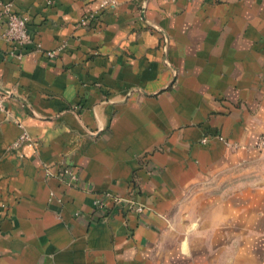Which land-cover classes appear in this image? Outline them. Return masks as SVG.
<instances>
[{"label": "crops", "instance_id": "obj_1", "mask_svg": "<svg viewBox=\"0 0 264 264\" xmlns=\"http://www.w3.org/2000/svg\"><path fill=\"white\" fill-rule=\"evenodd\" d=\"M99 1L0 0V264H264V0Z\"/></svg>", "mask_w": 264, "mask_h": 264}, {"label": "built area", "instance_id": "obj_2", "mask_svg": "<svg viewBox=\"0 0 264 264\" xmlns=\"http://www.w3.org/2000/svg\"><path fill=\"white\" fill-rule=\"evenodd\" d=\"M114 5L113 0H100L99 1V11H107L110 10ZM0 11L3 16L4 21V28L0 35V37L6 42L10 44V49L8 51V54L13 56L15 60H19L21 57V48L22 46L28 42L30 35L27 30L26 24H27V16L24 13H18L14 12L12 10V4L11 3H0ZM90 19L95 18V13L90 14ZM86 22V18H80L79 23L84 24ZM45 55L47 57L53 56V52H45ZM5 96L0 94V111L7 112V109L4 105ZM20 140L26 141L27 138L25 135H21L19 137ZM209 140L208 136H203L200 139L201 144H205ZM17 143L14 142L13 145H16ZM256 149L259 152H264V134H260L257 138ZM57 179L69 186H75L76 182H78V177L76 173L72 170L70 166H68L65 163H60L57 173H56ZM53 196L52 193H49V199ZM108 198L107 194L100 193L95 196L92 200V207L95 211L100 212L103 214L105 211V200ZM113 205L118 204H124V206L130 207L132 204L131 200H123L120 198L112 197L110 198ZM134 210L137 212H140L142 208L140 206H135ZM104 215V214H103ZM106 216V215H105Z\"/></svg>", "mask_w": 264, "mask_h": 264}, {"label": "water", "instance_id": "obj_3", "mask_svg": "<svg viewBox=\"0 0 264 264\" xmlns=\"http://www.w3.org/2000/svg\"><path fill=\"white\" fill-rule=\"evenodd\" d=\"M0 94L4 95V96H7L8 95V92L2 88H0Z\"/></svg>", "mask_w": 264, "mask_h": 264}]
</instances>
